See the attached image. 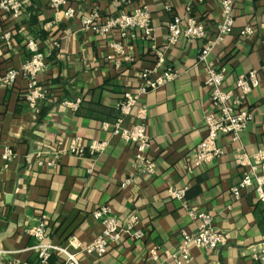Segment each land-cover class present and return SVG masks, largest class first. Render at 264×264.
Masks as SVG:
<instances>
[{
	"label": "crops",
	"instance_id": "obj_1",
	"mask_svg": "<svg viewBox=\"0 0 264 264\" xmlns=\"http://www.w3.org/2000/svg\"><path fill=\"white\" fill-rule=\"evenodd\" d=\"M220 1L203 0L187 12L185 0H133L130 5L119 0H68L77 14L66 18L49 0H26L20 19L0 17V76L30 58L27 37L38 43L47 62V70L37 77L46 98L35 109L25 100L27 79L0 85V148L9 147L15 154L12 161L0 159V249L19 251L6 258L38 263L33 249L37 241L28 229L42 215L54 243L64 245L72 237L90 242L104 225L94 212L107 205L122 224L137 214L144 237L123 236L101 257L81 256L83 264H152V249L164 264H176L171 255L181 244L182 232L196 233L199 227L168 192L188 186L190 203L213 215L214 228L227 242L216 250L192 247L191 260L184 264H254L247 248L264 239V202L250 190L237 199L232 188L249 170L236 163L239 152L253 155L264 147V0H233V31L208 55L210 62L226 69V89L248 71L260 70V84L245 105L253 111V120L239 140L219 139L225 151L221 157L202 169L193 166L192 156L207 134L205 116L214 110L205 83L206 65L198 62L204 40L182 38L169 46L167 64L178 77L143 95L124 117L122 126L131 128L138 122V109H147L152 143L148 156L156 173H145L133 143L113 133L121 116L118 103L125 92L142 85L138 73L155 65L156 50L168 44L171 21L179 16L186 27L187 19L195 17L205 24L207 38H213L222 20ZM143 6L152 14L153 41L141 31L122 38L116 30L102 37L83 27L81 17L94 10L101 24L121 10ZM248 26L255 34L242 37L240 32ZM5 33L11 34L8 40ZM78 99V107L69 104ZM76 137L86 144L99 140L108 145L99 156L88 150L82 156L62 153ZM126 179L131 182L123 188ZM6 258H0V264ZM57 260L53 257L52 264Z\"/></svg>",
	"mask_w": 264,
	"mask_h": 264
},
{
	"label": "built area",
	"instance_id": "obj_2",
	"mask_svg": "<svg viewBox=\"0 0 264 264\" xmlns=\"http://www.w3.org/2000/svg\"><path fill=\"white\" fill-rule=\"evenodd\" d=\"M50 6L55 9H61L66 18H73L77 12L73 7L68 6V0H49ZM133 0H119L120 3L128 4ZM203 0H185L187 12H191L192 6ZM26 0H0V17L3 14L20 19L23 15ZM222 20L217 26L215 37L208 39L204 23L199 22L195 17H189L184 27V19L177 16L169 24L168 44L162 50H156L157 61L152 68L144 69L138 73L142 80V85L133 90L125 92L121 101L118 103L120 117L114 124L113 133L119 136L125 142L133 143L136 148V160L139 167L145 173L153 175L157 168L155 163L149 158L148 150L152 143L147 131V109L140 107L138 109V122L131 128L122 126L125 116L132 113L133 108L138 104L140 98L151 90L163 87L178 77L179 72L167 64L166 49L175 45L182 38L204 40V44L198 55V62L206 65V85L210 90V102L214 110L205 116V126L207 134L198 144L192 158L193 166L202 169L204 165L213 159L219 158L224 154V148L219 145L221 137H229L233 141L240 138L241 133L248 128L253 120V111L246 108L249 94L260 84L258 69L248 71L242 77L236 80L231 89L224 86L226 69L221 65L216 66L208 60L210 52L220 44L226 35L230 34L234 28V2L233 0L220 1ZM100 13L94 10L88 15L81 17L83 27L93 29L101 35H108L114 31H119L122 38H126L129 32L141 31L143 37L149 41L154 40V28L152 27V14L147 6L138 7L133 10H121L114 16L108 17L101 24L98 23ZM255 34V29L251 26L244 28L240 35L247 37ZM9 33H5L3 38L8 40ZM121 50L122 44H113ZM25 46L30 51V58L22 63L19 68L8 70L0 76V85L14 86L16 81L23 77L27 79V92L25 100L28 105L35 109L39 102L46 98L44 86H42L37 77L47 70L45 52H42L38 43L32 38L27 37ZM264 68V60L263 66ZM81 102L78 99L74 103H69L78 107ZM108 126V125H106ZM108 143L106 141H92L89 144L84 143L81 137L71 140L69 146L62 153L82 156L87 150L94 155L102 154ZM15 157L13 150L9 147L0 148V159L12 161ZM236 163L241 166H248L249 170L244 173L240 182L232 188L234 196L238 199L242 191L254 192L258 199L264 202V147L257 153L251 155L245 151H240L236 157ZM131 182L126 179L121 182L123 188ZM188 186L182 188H173L168 192L170 199L178 200L183 207L188 210V215L193 221H198V230L196 233L182 232L181 244L176 253L171 255L176 264H184L191 260V248H207L216 250L224 246L227 242L226 236L214 228V217L211 213L198 211L187 198ZM111 207L103 205L99 207L94 216L101 221L103 230L100 235L90 242L83 243L78 238H70L66 244H56L47 236V217L42 215L38 218L35 225L28 229V233L36 239V245L33 249L37 252V264H52L53 257L58 260L56 264H83L81 256L96 255L103 256L107 253L108 247L112 243H117L123 236H128L134 240H140L144 237L142 229L138 228L140 218L137 214L131 215L125 223H120L119 219L112 213ZM19 251H8L0 249V258L3 260L9 255ZM152 264H164L161 256L156 249L150 251ZM247 256L254 264H264V239L251 244L247 248ZM5 264H31L26 260L17 257L8 259Z\"/></svg>",
	"mask_w": 264,
	"mask_h": 264
}]
</instances>
